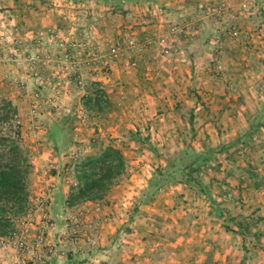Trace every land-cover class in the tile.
I'll use <instances>...</instances> for the list:
<instances>
[{"label": "rangeland", "instance_id": "obj_1", "mask_svg": "<svg viewBox=\"0 0 264 264\" xmlns=\"http://www.w3.org/2000/svg\"><path fill=\"white\" fill-rule=\"evenodd\" d=\"M159 1V8L154 2L135 5L124 16L89 1L0 0V30L9 35L0 44V154L7 147L3 139L20 131L33 204L15 221L12 236L34 239L45 232L57 248L49 262L75 257L81 264H264V237L258 236L264 235V129L246 148L228 150L201 168L209 197L198 186L171 184L131 218L156 168L188 148L233 144L264 103V0ZM70 2L80 7L62 14ZM41 18L43 26L36 27ZM39 30H69L91 50L117 44L122 53L77 67L46 45L43 51L60 62L58 70L17 66L15 59L27 52L23 43L8 48L13 37ZM60 42L63 50L73 49L65 36ZM84 50L80 54L90 52ZM95 91L106 99L102 112L85 104ZM64 117L72 119L75 141L58 156L45 129ZM102 141L123 149L126 171L102 201L65 208L61 226L50 200L59 186L68 192L76 185L73 165ZM215 203L232 217L230 230L218 221ZM48 222L57 230L49 232ZM240 225L243 235L235 232Z\"/></svg>", "mask_w": 264, "mask_h": 264}, {"label": "trees", "instance_id": "obj_2", "mask_svg": "<svg viewBox=\"0 0 264 264\" xmlns=\"http://www.w3.org/2000/svg\"><path fill=\"white\" fill-rule=\"evenodd\" d=\"M77 1L103 4L110 8L113 14L120 13L124 16L128 14L132 6L160 2L159 0ZM100 94L101 92L95 91V98H88L86 106L97 112L104 111L107 105L99 96ZM263 129L264 103L249 119L247 127L240 130L233 144L218 145L206 151L188 148L172 155L166 165H160L152 173L131 218L140 211L141 207L149 205L162 189L171 184L184 183L193 188L198 186V192L209 197L208 186L199 178L201 168L211 167L213 162L220 160V157L228 150L233 152L246 148L255 140L256 134ZM45 130L46 140L56 155L60 156L73 147L75 140L70 117L51 121ZM20 137L18 133L17 137L9 136L3 139L7 142V147L4 150L5 153L0 154V239L16 233L15 221L25 214L30 196L27 181L31 165L21 146ZM95 148V152L81 156L73 165L76 185L72 186L68 192L59 186L50 200L53 216L61 226L64 224L62 216L65 208H74L87 202L102 201L126 171V156L121 147L113 142L102 141ZM214 212L218 221L230 230V223L233 219L229 212L216 203ZM240 226V232H235L243 235L245 228L243 225ZM258 236L264 237V235ZM244 249L246 250V247ZM81 263V260L72 257L66 264Z\"/></svg>", "mask_w": 264, "mask_h": 264}, {"label": "built area", "instance_id": "obj_3", "mask_svg": "<svg viewBox=\"0 0 264 264\" xmlns=\"http://www.w3.org/2000/svg\"><path fill=\"white\" fill-rule=\"evenodd\" d=\"M14 24L9 23L8 25L14 26ZM5 33L6 32L0 30V44L4 43L7 38H9V35L7 36L5 35ZM62 36H65V44H69V48L72 47L73 49H69V51L67 49L66 51L63 50L64 43L60 42V38ZM75 38L76 37L74 36L71 37V35L66 36L65 34L59 31L58 33L46 35L45 32L39 30L37 33L32 34V36L27 39H23V37L20 35H15L13 37L12 45L8 46V48L10 50H13L15 47H18L19 44L23 43V52H27V55L22 60L15 59V63L19 67H30L33 72H35L38 67L40 68L41 66L56 70H58V67L60 66L59 61L58 63H56V65L52 60L53 57H50L45 51H43L45 50L46 45H50V48L58 49L56 53L58 54V57H60L58 58L60 59V61L66 64L69 63L70 65L77 67L81 66V64L85 62H87V64H95L100 61L118 59L122 53V47L117 44L111 46L108 50H103L101 46H95L91 50V48L89 49V47L87 46V43L75 42ZM129 46H135V41L130 40ZM81 48L85 49L84 52L86 50H89L90 52L87 53V55H84L83 53L80 54ZM41 52H45L44 55L40 54ZM133 66H135V64H133ZM55 78L60 80L63 77L56 76ZM79 84L81 88H87V85L85 83H82V80L79 81ZM99 96L102 97L104 102H106V99L104 96H102V94H100ZM85 114L86 111H81L80 118L85 117ZM14 117L17 118L16 116ZM15 118L11 119V122L19 124L20 121L16 122L17 119ZM18 133L20 135V131L16 133L15 137L18 136ZM32 208L33 204L29 200L26 211L29 210L30 212ZM46 227L48 228L49 232L57 230V225L54 223L48 222L46 224ZM0 251V264H46L50 261V259L57 256L56 245L51 242L45 232L40 233L34 239H26L23 237L16 236H11L2 239L0 241Z\"/></svg>", "mask_w": 264, "mask_h": 264}, {"label": "crops", "instance_id": "obj_4", "mask_svg": "<svg viewBox=\"0 0 264 264\" xmlns=\"http://www.w3.org/2000/svg\"><path fill=\"white\" fill-rule=\"evenodd\" d=\"M99 4H96V5H94V6H98ZM156 5V8H159L160 6L158 5V4H155ZM64 6V5H63ZM65 6H67V8H60V12L62 13V14H66V13H69V12H71L72 13V15H73V10L71 9V7L73 8V9H78L80 6H73L72 4H71V2H70V5H65ZM163 5H161V8H163L162 7ZM164 6H168V3H164ZM134 14V13H133ZM49 16V15H48ZM77 15H74L73 17H76ZM73 17H71V18H73ZM61 18V16H60V14L58 15V19H60ZM68 18H70V16H68ZM81 20H83V21H85V23L87 24V23H91V21L90 20H84V18L83 17H81L80 18ZM44 18H41V19H39L38 20V23H36V27H37V25L38 26H40V27H42L43 26V22H44ZM46 20H49V17H46ZM96 20H98V19H96ZM50 21H52L51 23H50ZM60 21H62V20H59V22ZM102 23H105V21H101ZM100 22V24H102ZM49 24H53V19H50L49 20ZM72 24H74V23H72ZM70 30V29H69ZM69 30H67L66 31V33H65V35L66 36H70L71 35V33L69 32ZM59 32H61L60 30H58ZM32 34L33 33H30V34H25V35H23L22 37H23V39H27V38H29V37H31L32 36ZM35 82L36 83H39L38 81H36L35 80ZM34 86H35V89H37V90H39L40 89V86H38V84H35L34 83ZM56 257V256H55Z\"/></svg>", "mask_w": 264, "mask_h": 264}]
</instances>
